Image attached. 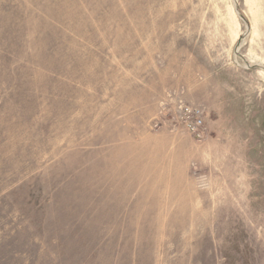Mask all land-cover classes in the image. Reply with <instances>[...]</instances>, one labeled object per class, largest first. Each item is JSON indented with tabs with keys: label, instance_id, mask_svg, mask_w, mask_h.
Segmentation results:
<instances>
[{
	"label": "rangeland",
	"instance_id": "374dc122",
	"mask_svg": "<svg viewBox=\"0 0 264 264\" xmlns=\"http://www.w3.org/2000/svg\"><path fill=\"white\" fill-rule=\"evenodd\" d=\"M0 264H264V0H0Z\"/></svg>",
	"mask_w": 264,
	"mask_h": 264
},
{
	"label": "built area",
	"instance_id": "2783aa9c",
	"mask_svg": "<svg viewBox=\"0 0 264 264\" xmlns=\"http://www.w3.org/2000/svg\"><path fill=\"white\" fill-rule=\"evenodd\" d=\"M180 122L186 132L197 139L204 136L203 109L199 106L185 105L180 114Z\"/></svg>",
	"mask_w": 264,
	"mask_h": 264
}]
</instances>
